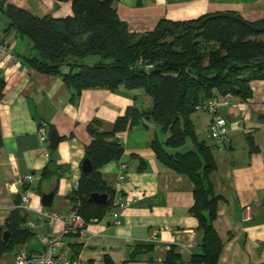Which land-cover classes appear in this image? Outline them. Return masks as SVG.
I'll return each instance as SVG.
<instances>
[{
    "label": "crops",
    "instance_id": "crops-1",
    "mask_svg": "<svg viewBox=\"0 0 264 264\" xmlns=\"http://www.w3.org/2000/svg\"><path fill=\"white\" fill-rule=\"evenodd\" d=\"M8 3L39 17L72 15L69 3L57 6L54 0ZM116 10L130 33L144 34L163 19L189 21L216 12L234 11L248 21H259L264 19V0H121ZM2 28L0 20V37ZM260 39L264 41V35ZM6 41L17 61L8 57L0 60L6 82L0 102L4 141L0 150V228L6 227L10 214L18 208L17 197L27 196V227L33 223L35 227L30 229L35 235L20 248L41 253L49 237H61L63 227L49 228L38 213L49 210L67 214L72 210L69 195L79 184L86 148L92 142L88 126L98 122L101 131L112 132L128 108L148 109L152 100L142 90L126 88L89 89L75 98L62 77L41 74L25 62L22 56L29 53L25 42L12 35ZM250 86L249 99L232 96L231 105L220 110L230 125L225 147L217 148L209 138L211 116L207 111L201 109L192 116L200 138L209 142L217 165L211 181L215 193L221 196L214 224L224 244L219 264H264V80L255 79ZM41 126L49 137L56 131V150L51 149L50 141H41ZM166 138L152 123H140L116 136L123 155L102 167L100 173L114 198L131 200L132 205L122 210L119 226L108 211L103 219L89 224L84 240L63 236L61 253L85 264H165L174 251L180 264H193V256L201 252L199 224L190 212L194 185L158 159L154 143L165 142ZM250 138L257 152H251ZM122 164L127 166L124 183L118 180ZM44 171L47 176L42 178ZM26 175L35 176L36 181L22 186L18 181ZM50 193L54 197L47 208L42 197ZM247 205L252 206L253 218L244 222ZM20 248L2 256L0 264H15Z\"/></svg>",
    "mask_w": 264,
    "mask_h": 264
},
{
    "label": "trees",
    "instance_id": "trees-1",
    "mask_svg": "<svg viewBox=\"0 0 264 264\" xmlns=\"http://www.w3.org/2000/svg\"><path fill=\"white\" fill-rule=\"evenodd\" d=\"M120 1L54 0L57 6L69 3L72 7L71 16L55 18L39 17L0 0L4 32L0 39L7 42L6 37L12 35L25 42L29 46V53L21 55L25 62L41 74L62 77L75 98L89 89L120 88L142 90L151 98L148 109L128 108L112 132L101 131L98 122L88 126L92 142L85 160L94 169L82 173L69 195L72 207L88 224L106 216L114 193L100 169L123 155L116 136L140 123H152L167 136L165 142L154 143L158 159L194 185L190 212L199 224L201 252L193 256L192 263L219 264L224 244L214 224L221 196L211 181L217 165L192 116L213 99L233 96L247 100L252 96L250 83L264 80V41L260 39L264 19L251 22L238 12H216L189 21L163 19L153 31L135 34L118 16ZM5 87L0 71V102ZM248 141L251 152H257L254 141ZM188 142L191 146L187 147ZM3 146L0 123V150ZM46 176L44 171L42 178ZM95 193L108 194V202L90 201ZM15 203L18 208L10 214L6 227L0 228V258L26 246L35 235L27 227L29 214L20 208L21 196ZM6 231L8 241L4 240ZM165 264H180L179 256L170 252Z\"/></svg>",
    "mask_w": 264,
    "mask_h": 264
},
{
    "label": "built area",
    "instance_id": "built-area-1",
    "mask_svg": "<svg viewBox=\"0 0 264 264\" xmlns=\"http://www.w3.org/2000/svg\"><path fill=\"white\" fill-rule=\"evenodd\" d=\"M12 47L9 43L0 39V60L3 61L5 58H9L16 62L17 57L12 53ZM232 96H226L221 99H213L208 101L202 109L207 111L211 116V122L209 125V138L214 142L217 148L225 147L229 140L230 125L228 119L220 114L222 108L229 107L231 105ZM40 139L42 142L47 143L49 136L47 129L41 126ZM49 155H47V158ZM126 169L125 164L120 165V176L118 178L120 183L126 181ZM36 181L35 176L26 175L20 178L18 181L20 185L26 183H32ZM30 199L27 196L21 198L22 208L26 212H30L29 208ZM132 205L131 200H122L120 198H113L109 212L114 219V224L120 225V216L123 209ZM38 218L46 223L49 228H55L57 225H62L63 230L61 237L51 236L46 241L45 247L41 253H32L24 248H20L14 259L15 264H85L79 259H69L66 254L61 253L59 250L63 247L64 242L63 236H75L84 240L88 235L89 224L86 220L72 207V210L67 214H59L50 212L49 210L41 211L38 213ZM253 218V209L251 205H247L244 208V222H249ZM30 228H34L33 223H30Z\"/></svg>",
    "mask_w": 264,
    "mask_h": 264
},
{
    "label": "water",
    "instance_id": "water-1",
    "mask_svg": "<svg viewBox=\"0 0 264 264\" xmlns=\"http://www.w3.org/2000/svg\"><path fill=\"white\" fill-rule=\"evenodd\" d=\"M49 141H50V147L53 150H56L59 144V137L56 133V131H51L50 133V137H49ZM93 165L89 160H84L83 164H82V171L83 173H89L91 171H93ZM53 197L54 194L50 193V194H45L42 197V204L44 207L50 208L52 206V201H53ZM109 200V195L108 194H98L95 193L91 196L90 201L99 204V205H105ZM10 238V233L8 231H6L4 233V240L8 241Z\"/></svg>",
    "mask_w": 264,
    "mask_h": 264
},
{
    "label": "rangeland",
    "instance_id": "rangeland-1",
    "mask_svg": "<svg viewBox=\"0 0 264 264\" xmlns=\"http://www.w3.org/2000/svg\"><path fill=\"white\" fill-rule=\"evenodd\" d=\"M0 33H1V30H0ZM7 43H8V42H7ZM188 146H191V144H190L189 142H188V145H187V147H188ZM187 147H186L185 149H187Z\"/></svg>",
    "mask_w": 264,
    "mask_h": 264
}]
</instances>
